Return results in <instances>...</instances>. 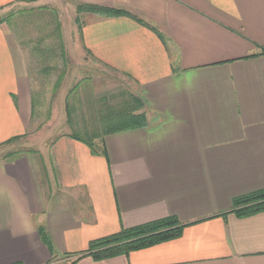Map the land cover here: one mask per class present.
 I'll use <instances>...</instances> for the list:
<instances>
[{
  "label": "crops",
  "instance_id": "1",
  "mask_svg": "<svg viewBox=\"0 0 264 264\" xmlns=\"http://www.w3.org/2000/svg\"><path fill=\"white\" fill-rule=\"evenodd\" d=\"M85 3L131 16L77 13ZM16 6L69 13L96 69L130 84L116 111L145 124L125 128L114 108L89 103L91 121L78 118L75 100L88 97L72 88L62 106L74 130L2 155L0 264H264V210L233 206L264 190V0H0V11ZM27 41L0 23V147L43 108ZM168 217L184 224L179 237L77 259L94 240Z\"/></svg>",
  "mask_w": 264,
  "mask_h": 264
},
{
  "label": "rangeland",
  "instance_id": "2",
  "mask_svg": "<svg viewBox=\"0 0 264 264\" xmlns=\"http://www.w3.org/2000/svg\"><path fill=\"white\" fill-rule=\"evenodd\" d=\"M1 18L10 24L20 42L21 39L30 40L26 45L29 51V48L35 49L34 53L28 54V62L33 87L38 91L36 101L43 108L38 112L40 115L25 136L0 147V157L13 156L19 152L34 154L37 151L35 143L39 134L40 137L45 135V138L52 139L61 133L74 130V126L68 124V114L70 121L75 119L74 115H78V118L83 117L90 122L91 114H94L93 110H97V106L89 107L88 103L90 106L106 105V108L118 109L124 99L129 98L131 89L128 82L118 75L112 76L102 73V70L98 71L96 63L88 58V55H84L78 41V25L73 24L69 13L64 12L59 16L58 11L44 6L34 12L24 11L16 6L0 11ZM64 36L68 41L70 38L74 41L65 43ZM72 88L78 89L75 93L81 97H88L84 103L83 99L75 100L78 109L73 110L74 115L69 111L67 113L62 106L63 97L73 100L70 97ZM66 102L69 104L68 100ZM83 106L88 108H82ZM76 132L87 138L91 136L83 128H77ZM51 139H46V142H52ZM39 148L46 150V147Z\"/></svg>",
  "mask_w": 264,
  "mask_h": 264
},
{
  "label": "trees",
  "instance_id": "3",
  "mask_svg": "<svg viewBox=\"0 0 264 264\" xmlns=\"http://www.w3.org/2000/svg\"><path fill=\"white\" fill-rule=\"evenodd\" d=\"M77 12H93L108 16L130 15L128 11L103 7L97 4H79ZM5 19H1L0 23ZM110 113V112H109ZM121 119L120 126L125 128L141 126L145 124L143 114H134L130 109L124 107L119 111L112 110L109 119ZM117 128L119 130V127ZM124 129V128H121ZM14 140V139H12ZM11 140V141H12ZM234 210L238 215H250L264 210V190L238 197L233 202ZM184 224L175 217H168L156 221L148 222L142 225L122 228L118 233L106 236L90 243L86 252L80 253L77 259L83 255H90L96 260L113 257L119 254H128L131 251L138 250L147 246L158 244L164 241L179 237L182 234ZM40 233L47 244L52 247L51 240L44 229ZM76 259L69 264H74Z\"/></svg>",
  "mask_w": 264,
  "mask_h": 264
}]
</instances>
